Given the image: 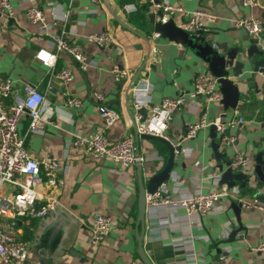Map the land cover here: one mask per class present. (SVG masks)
Segmentation results:
<instances>
[{
    "label": "crops",
    "instance_id": "1",
    "mask_svg": "<svg viewBox=\"0 0 264 264\" xmlns=\"http://www.w3.org/2000/svg\"><path fill=\"white\" fill-rule=\"evenodd\" d=\"M161 1L187 12L203 9L213 14L216 23L206 34L212 44L223 47L235 48L251 40L234 27L239 18L260 19L264 25V0H259L260 6L254 9L241 7L240 0H11L12 18H0V77L11 79L17 92L25 84L36 85L50 108L41 132L29 133V120L24 115L18 123L19 134L25 138V149L31 157L52 159L60 164L59 177L64 182L62 188L51 192L59 207L41 218L18 223L21 239L29 247L25 264H143L137 254L136 240L140 233L136 224L137 164L123 169L108 160L87 155L82 149L74 148L72 142L76 136L90 139L104 131L97 104L91 98L95 91L102 93L106 106L120 115L104 131L108 140L117 142L133 132L134 98L144 103L145 95L133 96L134 90L131 91L128 97L131 119L126 112L125 91L139 69L136 83L144 80L151 88L144 106L146 110L164 99L184 95L185 104L173 113L165 133L170 141L179 144L187 128L199 121L206 106L205 98L191 99L189 93L193 91L196 75L211 76L200 60L184 47L169 45L162 39L149 41L153 33L149 29L152 2ZM30 7L39 8L46 22L53 24L51 33L64 32L66 41L83 46L89 64L87 71L81 72L67 54L57 55L53 68L44 67L35 59L39 50L55 53V49L39 26L27 20L25 14ZM144 18H148V24ZM182 20L177 14L173 21L180 25ZM105 30L111 32L114 45L97 48L86 42L88 34ZM156 44L168 49L152 65L154 56L150 51ZM259 44L264 50V31ZM114 66L130 70L132 77L125 84L114 82L110 76ZM66 68L71 70L73 81L65 86L57 73ZM242 74V81L233 82L242 95L239 106L243 108L237 109V116L244 117L246 123L227 130L226 134L236 137V143L224 153L227 160L235 151L247 156L248 171H251L256 152L264 149V73H255L247 64ZM67 97L78 98L81 107L68 108ZM206 107L207 122L217 118L227 122L236 115V109L226 110L222 103H209ZM210 128L200 129L193 139L182 141L186 154L176 155L170 179L162 187L172 200L195 192L207 194L220 186ZM216 135L215 141L220 146ZM135 150L144 158L140 164L145 180L162 170L168 159V150L159 142L138 138ZM239 196L243 201L257 200L264 204V186L250 188V192L247 190ZM234 200L218 202L216 212L202 217L199 226L182 209H148L143 239L147 258L152 264H264V256L252 251L264 242V215L258 210L242 207L240 220L246 232L238 233L236 238L242 236L240 239L227 242L230 233L237 229L231 209ZM96 215L108 217L111 227L102 242L92 245L90 231Z\"/></svg>",
    "mask_w": 264,
    "mask_h": 264
},
{
    "label": "built area",
    "instance_id": "2",
    "mask_svg": "<svg viewBox=\"0 0 264 264\" xmlns=\"http://www.w3.org/2000/svg\"><path fill=\"white\" fill-rule=\"evenodd\" d=\"M98 2V0H92ZM243 8L254 9L260 6L259 0H240ZM152 15L155 22L166 24L180 15L183 20L177 25L182 31L189 35H197L199 32L210 33L211 27L216 23V17L210 12L197 9L187 12L178 6L170 5L167 1L152 2ZM125 9L128 10V7ZM27 20L38 25L50 39V46L55 53L49 50H39L35 59L44 67L53 68L57 55L67 54L76 64L81 72L89 68L83 46L76 42L65 40V33L55 35L51 33L53 24L46 22L42 11L36 7L26 10ZM13 16L11 0H0V18L9 20ZM234 27L247 34L251 40L259 41L264 31V25L260 19L239 18L234 22ZM159 35L152 33L149 41L158 40ZM86 42L97 48H108L115 44L110 31L105 30L97 33H90L85 36ZM155 52L151 48V55ZM153 59V58H152ZM149 66V65H148ZM110 76L118 84H125L131 77L132 72L118 66L112 67ZM57 78L62 85H68L73 81L70 69H63L57 73ZM137 84V83H136ZM138 85V86H137ZM134 86V95L142 93L145 95L144 103L134 98L135 110L145 106L148 94L151 92L149 83L144 80ZM264 94V90H263ZM189 97H204L206 106L209 103L221 104L222 92L216 78L206 74L196 75L193 79V91ZM92 100L97 104L98 114L102 120L104 131L112 127L120 118L115 110L106 106V100L102 93L92 92ZM185 104L184 95L174 99H164L162 102L147 110V118L141 122V116L134 117V130L128 132L121 140L111 142L104 131L96 134L90 139L76 136L72 142L74 148L82 149L87 155L99 160H108L123 169H129L137 163L144 162L135 150V139L137 135H152L167 138L169 122L175 111ZM82 103L78 98L67 97L66 106L72 109H79ZM199 121L187 128L183 140L193 139L200 129L214 127L215 132L221 136L219 150L233 147L236 143L234 135L226 134L227 130L246 123L244 117L237 116L235 110L234 119L224 122L220 118L212 122L205 119V110ZM145 108V107H144ZM50 112L49 104L45 97L39 92L36 85L25 84L21 92L14 89V84L9 78L0 77V264H25L28 254V244L21 239L18 223L22 220L41 218L47 213L59 207L58 200L51 195L53 190L63 187L64 182L59 177L61 166L52 159H35L25 149V138L19 134L18 123L25 115L29 120L28 132L39 133L43 130L48 121ZM169 140V139H168ZM180 141L179 144H182ZM182 153L186 154L182 148ZM249 158L238 151L230 159L229 169L234 173L249 172ZM162 185L154 194L145 196L146 212L153 208H171L184 210L186 217L200 225V219L217 210V203L224 199L238 200L244 209L258 210L264 215V204L253 201H243L239 196L238 188H228L220 185L217 189L207 194L195 192L189 196L172 200L162 191ZM111 227L110 219L106 216L96 215L93 221V228L90 231L92 245H98L104 240L105 235ZM252 251L264 256V242L260 243Z\"/></svg>",
    "mask_w": 264,
    "mask_h": 264
},
{
    "label": "water",
    "instance_id": "3",
    "mask_svg": "<svg viewBox=\"0 0 264 264\" xmlns=\"http://www.w3.org/2000/svg\"><path fill=\"white\" fill-rule=\"evenodd\" d=\"M149 19L152 24V26H149V29L151 32L159 35L158 40H167L169 45H177L189 50L205 66L207 73L210 74L211 77L217 79L220 91L223 95L222 105L226 110L243 108L239 106V101L242 95L238 91L237 84L233 81H242V73L247 67V64L250 67H253L255 73H264V50L260 47L259 41L250 40L247 45L239 44L235 48H228L219 44H212L211 39L207 37L208 35L206 33L199 32L194 36L189 35L182 31L172 20L168 21L166 24H161L155 22L154 15H151ZM154 48L155 52L153 54L154 60L152 61V65H155L160 61L162 53L167 51L168 46L156 44ZM181 52H184V50ZM255 57L258 58L256 61L254 60ZM140 72L141 69H139L132 77L125 91L126 112L131 119H133V114L131 112L128 97L131 95V91L138 81ZM147 114V110L144 107L135 110V115L141 116V122L146 120ZM134 127L133 129H135ZM216 136L215 128L212 126L210 128V138L212 139L211 148L217 163V171L220 176L219 185H225L230 189L238 187L241 196H243L247 190L250 192V188L255 189L257 186H264V149L256 152L253 159V169L251 171L246 173H234L229 169L230 160H227V155L221 153L219 150L220 146L215 141ZM138 138L159 142L168 150V159L163 169L153 174L147 180L144 178L141 164L137 163L139 194L136 224L137 227H140V233L137 234L136 238L138 242L137 254L143 264H152L143 249L146 217L145 196L146 194H154L162 185L169 181L175 163V157L182 153V145L176 144L168 140V138L159 136L136 134V139ZM219 139H221V136H219ZM237 183H239V185H237ZM231 209L236 217L237 229L235 228L230 233L227 240L228 243L234 242L235 239H240L242 236L236 238L238 233L243 232L244 235L246 232V228L240 220L242 204L239 203V201L234 200L231 202Z\"/></svg>",
    "mask_w": 264,
    "mask_h": 264
},
{
    "label": "trees",
    "instance_id": "4",
    "mask_svg": "<svg viewBox=\"0 0 264 264\" xmlns=\"http://www.w3.org/2000/svg\"><path fill=\"white\" fill-rule=\"evenodd\" d=\"M144 23H145V24H148V23H149L148 18H144Z\"/></svg>",
    "mask_w": 264,
    "mask_h": 264
}]
</instances>
